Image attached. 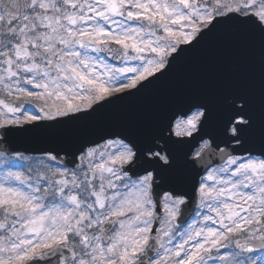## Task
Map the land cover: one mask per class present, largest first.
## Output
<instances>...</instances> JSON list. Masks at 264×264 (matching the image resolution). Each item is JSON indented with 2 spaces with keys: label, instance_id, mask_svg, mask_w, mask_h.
<instances>
[{
  "label": "snow or ice",
  "instance_id": "obj_1",
  "mask_svg": "<svg viewBox=\"0 0 264 264\" xmlns=\"http://www.w3.org/2000/svg\"><path fill=\"white\" fill-rule=\"evenodd\" d=\"M264 0H0V264H264V91L169 105L146 134L87 121ZM4 154V153H0Z\"/></svg>",
  "mask_w": 264,
  "mask_h": 264
},
{
  "label": "water",
  "instance_id": "obj_2",
  "mask_svg": "<svg viewBox=\"0 0 264 264\" xmlns=\"http://www.w3.org/2000/svg\"><path fill=\"white\" fill-rule=\"evenodd\" d=\"M245 90L259 100L264 91V40L226 27L176 63L169 75L143 93L119 101L87 121L54 133H37L16 142L26 154H37L63 142L110 128L146 134L164 110L194 96L214 97L222 90ZM0 153H4L0 149Z\"/></svg>",
  "mask_w": 264,
  "mask_h": 264
},
{
  "label": "rangeland",
  "instance_id": "obj_3",
  "mask_svg": "<svg viewBox=\"0 0 264 264\" xmlns=\"http://www.w3.org/2000/svg\"><path fill=\"white\" fill-rule=\"evenodd\" d=\"M4 158L0 157V169H2L4 167Z\"/></svg>",
  "mask_w": 264,
  "mask_h": 264
},
{
  "label": "trees",
  "instance_id": "obj_4",
  "mask_svg": "<svg viewBox=\"0 0 264 264\" xmlns=\"http://www.w3.org/2000/svg\"><path fill=\"white\" fill-rule=\"evenodd\" d=\"M0 157L4 158V154H0Z\"/></svg>",
  "mask_w": 264,
  "mask_h": 264
}]
</instances>
